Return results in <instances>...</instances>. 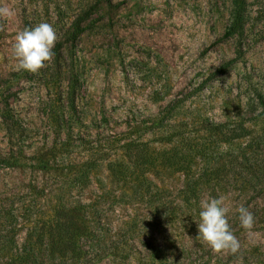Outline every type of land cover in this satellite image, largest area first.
Masks as SVG:
<instances>
[{
    "label": "rangeland",
    "instance_id": "rangeland-1",
    "mask_svg": "<svg viewBox=\"0 0 264 264\" xmlns=\"http://www.w3.org/2000/svg\"><path fill=\"white\" fill-rule=\"evenodd\" d=\"M239 7L243 33L228 36L238 0H0V263L66 208L91 264H264V0ZM41 22L62 65L13 70L16 33ZM210 197L235 253L198 235Z\"/></svg>",
    "mask_w": 264,
    "mask_h": 264
},
{
    "label": "trees",
    "instance_id": "trees-1",
    "mask_svg": "<svg viewBox=\"0 0 264 264\" xmlns=\"http://www.w3.org/2000/svg\"><path fill=\"white\" fill-rule=\"evenodd\" d=\"M97 2L110 5L111 0H97ZM242 3L243 0H238V8L234 12V20L226 32L228 36H241L243 33L241 8L239 7ZM80 23V17L73 21L71 24L72 36L68 41L73 42L76 31L80 27ZM52 51L54 52V56L50 61V65H58V67H60L63 60L59 54L58 47H54ZM64 73H68L72 76V70H64ZM68 84L66 90L67 99H74L75 85H73V80L68 82ZM210 130H214V132L218 131L217 136L221 141H226V132L231 133V135H227L230 140H237L242 137L241 126L226 130L225 126L215 125L212 126ZM223 130H225V132ZM193 152L194 149L191 150L190 154L193 155ZM139 153H141V151H139ZM191 159L193 160V158ZM10 161H12L11 158L3 160V165H5V167H11L12 164H10ZM186 173V181L182 192H184V197H187L185 202L191 204L193 200L190 196H193L199 191L200 184L197 177L191 173L190 168L187 169ZM83 235H85V229L77 225L73 213L66 208L60 209L54 214V217L47 222V228L35 236L34 239L35 241H39V244L35 245L31 243V241H28L22 249H15L13 254L9 256V259L0 264H91L93 259H95L90 255V250L92 251L93 247L92 245H83L80 243V239ZM100 257L101 256H99L97 261H100Z\"/></svg>",
    "mask_w": 264,
    "mask_h": 264
},
{
    "label": "clouds",
    "instance_id": "clouds-1",
    "mask_svg": "<svg viewBox=\"0 0 264 264\" xmlns=\"http://www.w3.org/2000/svg\"><path fill=\"white\" fill-rule=\"evenodd\" d=\"M57 35L51 24L41 22L31 28L18 31L12 45V55L16 60L15 71L37 73L51 61L52 51ZM228 209L223 205V198H208L201 203L199 222L197 223L200 239L213 251H230L235 253L239 241L230 230L227 220ZM240 224L250 229L253 222L252 214L243 205L236 209Z\"/></svg>",
    "mask_w": 264,
    "mask_h": 264
}]
</instances>
